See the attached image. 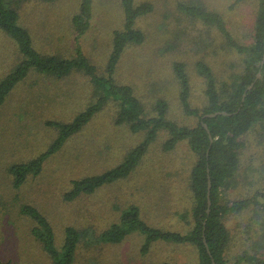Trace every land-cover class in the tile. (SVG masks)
Returning a JSON list of instances; mask_svg holds the SVG:
<instances>
[{"label":"rangeland","instance_id":"obj_1","mask_svg":"<svg viewBox=\"0 0 264 264\" xmlns=\"http://www.w3.org/2000/svg\"><path fill=\"white\" fill-rule=\"evenodd\" d=\"M236 0H204L210 8L222 12L229 24L243 35L253 27L256 8L254 0L235 4ZM80 0H20L21 22L33 33L39 48L71 53V17ZM155 11L144 17L147 37L141 44H130L120 63L119 78L139 91L149 109L159 97L169 100V117L184 124L196 118L187 116L178 98L179 80L174 73V60H184L192 80V102L196 107L206 104L204 80L195 68L203 51L192 45L190 33L203 28L194 25L177 8L176 0H155ZM95 15L92 32L84 40L93 52L92 60L105 62L112 47V32L123 25L120 0H94ZM20 13V14H21ZM186 31L179 40L180 28ZM243 28V29H242ZM245 30V32H244ZM176 31V32H175ZM177 34V36H176ZM193 35V34H192ZM241 37V36H240ZM75 43V42H74ZM173 48L168 49L170 46ZM167 50V51H166ZM235 56H238L235 54ZM233 53L223 54L229 64ZM21 58L16 42L0 29V78ZM213 58V56H210ZM228 58V59H226ZM104 65V64H103ZM225 76L224 72L222 74ZM143 95V96H142ZM93 98L88 76L74 70L66 77L31 71L9 93L0 107V259L11 264H50L49 255L32 234L33 222L20 211L24 202H31L46 214L56 228L58 244L64 240V229L70 224L94 226L103 230L116 220L120 208L137 203L151 224L171 230H185L181 215L188 205L187 177L194 153L186 143L172 151L163 148L161 135L143 155L139 165L126 179L104 185L91 194L66 199L72 180L100 173L118 164L126 151L140 142L125 125L113 121L112 107H103L83 128L73 134L47 162L43 172L31 177L20 191L13 186L11 164L28 161L48 151L57 140V122L71 121ZM144 137V134H143ZM247 146L242 154L239 187L231 192L233 199L248 196L264 188V142L256 133L244 138ZM17 193V194H16ZM21 195V196H20ZM253 211L231 214L226 223L232 233L229 256L254 248L264 252L263 233H253ZM28 221V222H27ZM92 242L84 240L74 264H194L197 249L192 245L159 242L144 254V236L133 233L119 243H105L99 234ZM263 234V235H262ZM261 235V236H260Z\"/></svg>","mask_w":264,"mask_h":264},{"label":"trees","instance_id":"obj_2","mask_svg":"<svg viewBox=\"0 0 264 264\" xmlns=\"http://www.w3.org/2000/svg\"><path fill=\"white\" fill-rule=\"evenodd\" d=\"M120 1L124 13L123 25L112 32L109 56L105 62H99L90 58L93 52L89 51L84 40L90 33L88 37L91 40L97 38L96 33L92 32L94 0H80L72 14L73 52L69 54L39 48L33 33L21 22L20 0H0V29L11 36L21 54L19 61L0 78V107L31 71L63 78L74 70H80L88 76L93 88V98L82 112L71 121L57 122L59 135L48 151L28 161L11 164L12 183L20 191L31 177L43 172L49 157L73 134L79 132L103 107L111 106L115 124L129 127L132 133L142 138L126 151L118 164L100 173L73 179L66 199L73 200L82 194L94 193L104 185L126 179L139 165L143 155L158 142V137L164 135L162 146L165 150L172 151L179 144L186 143L195 156L186 180L188 205L181 215L185 230L155 226L145 219L137 203H129L120 208L116 220L103 230L94 226H66L64 240L58 244L57 231L49 217L35 204L24 202L20 211L33 222L31 231L34 238L49 255L50 264H74L81 244L84 240L92 242L94 233L99 234V239L105 243H119L129 235L139 233L144 236V254L159 242L192 245L198 254L194 264H212L214 261L215 264H264V252L255 251L254 248L244 250L234 260L229 256L232 233L226 223V217L231 214L253 211V233L264 234V188L248 196L235 199L231 196V192L240 185L242 154L247 146L244 138L254 132L264 142V0H254L253 27L241 37L237 34L239 31L229 24L230 20L219 10L210 8L204 0H176L177 10L187 17L185 20L189 19L194 25L199 22L203 24L199 33H190L192 45L196 44L204 52V58L195 64L205 85L206 104L203 107L193 105L188 63L177 58L173 64L179 80L180 104L187 116L196 118L192 124L169 117L170 105L166 97L156 99L149 109L136 86L119 78L123 73L120 63L126 48L130 44H141L146 39L148 34L142 21L154 13L156 6L155 0ZM244 1L236 0L235 4ZM185 27L177 31L179 40L186 32L181 31ZM171 48L172 45L168 49ZM227 52L234 54L228 65L223 58ZM252 83L254 86L249 88ZM219 110L228 113L208 115ZM210 179L212 186L209 189ZM209 198L212 202L210 212ZM95 238L97 240V236ZM261 243L264 244V238H261ZM0 264L11 263L0 259ZM160 264L173 263L165 261Z\"/></svg>","mask_w":264,"mask_h":264},{"label":"water","instance_id":"obj_3","mask_svg":"<svg viewBox=\"0 0 264 264\" xmlns=\"http://www.w3.org/2000/svg\"><path fill=\"white\" fill-rule=\"evenodd\" d=\"M264 60V59H263ZM261 76V72H259L258 73V77H260ZM254 86V83H252L250 86H249V88H252ZM244 99H245V97H244ZM220 113H228L227 111H215V112H211V113H208V115L209 116H216V115H218V114H220ZM205 125V127L207 128V130L210 132V128H209V126H208V124L207 123H205L204 124ZM210 136H211V140L213 141V136L211 135V133H210ZM211 186H212V181H211V179L209 180V189L211 188ZM211 199L209 198V209H208V212H210V206H211ZM212 264H215V261L212 263Z\"/></svg>","mask_w":264,"mask_h":264}]
</instances>
